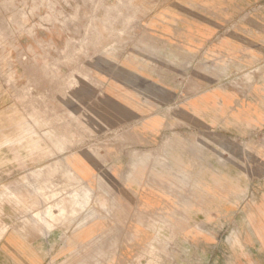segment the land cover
Returning a JSON list of instances; mask_svg holds the SVG:
<instances>
[{"label": "rangeland", "instance_id": "1", "mask_svg": "<svg viewBox=\"0 0 264 264\" xmlns=\"http://www.w3.org/2000/svg\"><path fill=\"white\" fill-rule=\"evenodd\" d=\"M190 22L213 38L173 44ZM261 41L264 0H0V264H264V121L220 134L185 109L210 88L264 105ZM133 180L165 206L123 209Z\"/></svg>", "mask_w": 264, "mask_h": 264}, {"label": "crops", "instance_id": "2", "mask_svg": "<svg viewBox=\"0 0 264 264\" xmlns=\"http://www.w3.org/2000/svg\"><path fill=\"white\" fill-rule=\"evenodd\" d=\"M261 1L262 0H242V2H250L253 4ZM173 30V37H171V39H173V44L180 45L182 43L181 37H177V32L182 33L183 31V38L185 39V43L190 47L202 43L206 44L213 38V34L216 32V29L213 28V25L210 22L199 24L196 22H190L187 28L173 26ZM233 40V37H226L224 38L223 42H221V44H223V46L231 45L233 44ZM165 41L166 40H164L163 42L167 43ZM257 84L258 85L254 87L255 94H264V79L259 80ZM204 95L205 97L203 98V100L199 98L201 95H194L192 97H189L185 107V109L187 108L189 111V124H200L203 125L204 128L214 132H219L220 134L237 135L242 130H246L248 126L261 124L264 121V105H261L259 103L256 104L254 101L250 103L248 102L239 104V102H237L238 99H236V95L234 93L225 92L222 89L219 91L210 88L209 90H205ZM115 103L116 105H118V102ZM145 167L147 168L148 166ZM115 184V194L117 193L118 196L124 194V196L130 195L131 197H141V206L146 211H156L165 206L166 199L164 193L159 191H156V193L151 192L150 188L144 190L142 180H133L125 186H119L120 184L118 185L117 182H115ZM240 187L242 188V186ZM213 188H218L221 191H213ZM223 188L226 187L217 183H215L214 187L213 183H209L206 188L209 191L205 193V195L210 200L214 195L217 197H224L227 195V192H223ZM120 198L122 208L127 209V200H125L123 196H121ZM202 209L204 210V212H201L202 215H204V219H207V217H209V219H213L214 211L211 207L208 208L202 206L201 210ZM196 212L197 209L193 210L191 213L195 215ZM191 218L195 219V216H192L189 219ZM34 251L36 252V249Z\"/></svg>", "mask_w": 264, "mask_h": 264}, {"label": "bare ground", "instance_id": "3", "mask_svg": "<svg viewBox=\"0 0 264 264\" xmlns=\"http://www.w3.org/2000/svg\"><path fill=\"white\" fill-rule=\"evenodd\" d=\"M159 123V121L158 120H156V119H153V120H149V121H147L146 123H145V125H146V127L147 128H150L151 130H153L154 128H155V126L157 125ZM2 150V149H1ZM7 155V154H6ZM9 155V154H8ZM6 157V156H5ZM3 158V157H2ZM2 163V162H1ZM0 163V164H1ZM7 163V162H6ZM6 163H4V164H6ZM8 164V163H7ZM7 166V165H6ZM5 167V166H4ZM1 168V167H0ZM1 171H3V169H1ZM50 181V180H49ZM48 187V186H47ZM42 188V187H41ZM49 188V187H48ZM36 189V188H35ZM75 194V196L74 195H71V200H79L80 198L83 200V203H81V202H79L78 204H79V206L80 207H83V204H87L88 203V200H87V197H86V194H85V190L82 188V187H80V191L78 192V190H76L75 192H74ZM69 194V193H68ZM52 197V196H51ZM50 197V198H51ZM29 210V209H28ZM46 211H45V216H46V219L47 220H49L50 221V219H52L53 218V214H52V212H51V206H49V207H47L46 209H45ZM60 211H62L63 210V208L61 207L60 209H59ZM96 213V212H95ZM86 218H88V217H85L84 219H86ZM45 222V221H44ZM46 224H48V222L46 221ZM61 224V223H60ZM49 225V224H48ZM91 228H93V227H90L87 231H86V233L87 232H89L90 230H91ZM65 242V241H64ZM104 252V251H103Z\"/></svg>", "mask_w": 264, "mask_h": 264}]
</instances>
